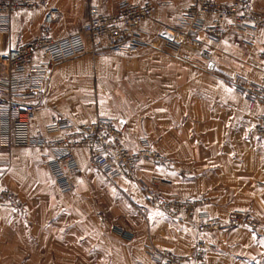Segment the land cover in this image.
I'll return each instance as SVG.
<instances>
[{
	"label": "crops",
	"instance_id": "1",
	"mask_svg": "<svg viewBox=\"0 0 264 264\" xmlns=\"http://www.w3.org/2000/svg\"><path fill=\"white\" fill-rule=\"evenodd\" d=\"M124 1L145 0H39L38 8L17 11L10 30L0 31V53L37 36L50 9L59 13L49 26L50 35L60 39L87 21L89 7L113 13ZM152 1L165 6L153 21L142 22L144 46L136 54H93L85 40L83 52L53 65L34 100L30 130L35 136L55 118L75 124L115 119L129 149L136 150L145 139L170 168L143 163L134 179L112 181L96 175L88 153L80 149L75 152L80 173L72 178L74 190L63 194L49 171L40 167L36 150H0V191L16 193L29 213L23 220L0 205V264H77L76 253L96 252L99 240L112 258L115 246L120 250L121 264H154L149 247L188 255L194 224L168 219L152 206L139 181L150 183L153 178L161 179L156 189L163 197H203L208 202L202 210L213 217L244 211L258 222L256 231L233 227L206 235L214 249L206 254L205 264L264 260V146L253 133L264 103L250 107L231 84L237 75L255 82L264 78V25L253 47L245 44L248 31L227 34L219 44L197 33L211 52L206 59L188 45L170 50L159 36L182 16L190 0ZM251 2L264 13V0ZM42 59L37 56L34 62ZM97 214L105 216V224ZM117 229L131 234L130 240ZM40 251L47 254L38 255Z\"/></svg>",
	"mask_w": 264,
	"mask_h": 264
},
{
	"label": "built area",
	"instance_id": "2",
	"mask_svg": "<svg viewBox=\"0 0 264 264\" xmlns=\"http://www.w3.org/2000/svg\"><path fill=\"white\" fill-rule=\"evenodd\" d=\"M39 0H0V31H9L11 20L17 11L38 8ZM165 3L145 0L142 3L122 2L117 12L104 13L96 7H89L87 21L71 34L54 39L49 26L58 17V11L50 9L43 19L41 31L34 38L0 53V150L32 148L40 158V167L49 171L59 192L74 190L72 178L80 173L77 150L88 153L91 170L108 180L134 179L139 165L152 162L169 169V162L150 143L141 139L136 150L129 149L124 142L123 128L119 121L97 118L93 122L75 124L66 118H55L43 131L31 134L30 123L34 114V100L49 80L54 64L70 59L85 49V40L90 41L93 54L113 50L121 54H135L144 41L140 27L144 21H153L155 12ZM264 25V13L257 11L251 0H233L219 3L215 0H190L182 16L165 32L172 39H164V45L177 51L188 45L196 48L202 57L210 59L211 52L205 49L203 40L196 34L204 33L209 40L219 44L225 35L248 31L245 44L254 46L257 32ZM42 60L34 62V58ZM231 84L243 96L250 107L264 103V78L259 82L250 81L237 75ZM257 141L264 146V114L257 118L253 127ZM161 179L153 178L150 183L139 181L141 190L152 206L171 220L185 219L194 224L195 238L188 255H179L168 250L148 248V255L154 264H205V256L214 249L206 235L243 227L256 231L259 224L248 212L234 211L225 218L213 217L202 210L207 199L194 197L181 199L177 196L163 197L156 189ZM0 205L8 207L23 220L29 219L26 206L18 195L10 190L0 191ZM98 220L106 223L103 214ZM125 240L131 234L117 229Z\"/></svg>",
	"mask_w": 264,
	"mask_h": 264
},
{
	"label": "rangeland",
	"instance_id": "3",
	"mask_svg": "<svg viewBox=\"0 0 264 264\" xmlns=\"http://www.w3.org/2000/svg\"><path fill=\"white\" fill-rule=\"evenodd\" d=\"M136 54V53H135ZM126 55H132V54H126ZM99 246L97 251H93V250H89V249H83L82 252L76 253V260L78 261L77 264H121L123 261V257L121 255L120 250L115 246L114 249V257H110L111 252H107L106 249L103 250V246L102 244L103 241L98 242ZM116 244V243H115ZM38 255H43V254H47L44 253L42 251L37 252ZM53 254V252L51 253V255ZM59 254V253H58ZM65 255V253H61V256ZM81 259V261H79Z\"/></svg>",
	"mask_w": 264,
	"mask_h": 264
},
{
	"label": "water",
	"instance_id": "4",
	"mask_svg": "<svg viewBox=\"0 0 264 264\" xmlns=\"http://www.w3.org/2000/svg\"><path fill=\"white\" fill-rule=\"evenodd\" d=\"M162 36L167 38V39H172V35L168 34L167 32H163ZM210 67H212V65L210 64Z\"/></svg>",
	"mask_w": 264,
	"mask_h": 264
},
{
	"label": "trees",
	"instance_id": "5",
	"mask_svg": "<svg viewBox=\"0 0 264 264\" xmlns=\"http://www.w3.org/2000/svg\"><path fill=\"white\" fill-rule=\"evenodd\" d=\"M259 264H264V260L261 263H259Z\"/></svg>",
	"mask_w": 264,
	"mask_h": 264
}]
</instances>
